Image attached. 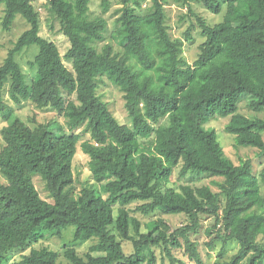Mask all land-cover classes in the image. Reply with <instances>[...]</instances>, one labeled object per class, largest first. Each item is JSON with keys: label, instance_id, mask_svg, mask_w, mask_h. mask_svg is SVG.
<instances>
[{"label": "trees", "instance_id": "obj_1", "mask_svg": "<svg viewBox=\"0 0 264 264\" xmlns=\"http://www.w3.org/2000/svg\"><path fill=\"white\" fill-rule=\"evenodd\" d=\"M32 1L0 0L5 6L3 31H10L17 16L29 26L0 66V115L7 124L1 129L0 174L5 183L0 182V264L27 248L30 251L17 264H154L152 247H160L171 264L170 248L183 247L190 260L201 264L188 236L198 231L203 215L213 217L224 231L210 248L219 240L223 248L230 240L239 246L228 261L214 264H264V196L259 180L251 175V161L235 166L215 133L202 126L215 116L235 115L243 95L249 97V109L264 110V0H177L185 6L202 4L215 15L224 11L222 22L215 25L197 17L204 41L192 65L182 59L183 43L170 38L161 0H152L145 13L138 12L140 0H100L102 14L113 1L121 6L115 20L121 53L110 45L98 50L107 22L90 17L89 0H46L50 16L70 44L63 57L54 43L39 35L40 18ZM30 46L38 50L29 63L35 69L29 86L16 56ZM99 70L114 77L131 127L120 125L96 94ZM7 83L12 103L28 100L39 109L56 111L65 118L67 133L60 128L54 135L49 123L31 128L17 118L3 99ZM79 128L82 131L74 133ZM225 130L237 147L264 153V119L236 114ZM81 134L90 136L80 147L90 158L94 183L76 192L72 162ZM151 138L144 148L140 140ZM176 168L181 179L223 178L216 183L220 193L184 183L170 187ZM35 175L44 182L51 203L39 196ZM259 176L264 182V169ZM134 202L142 203L135 211L143 215L162 211L184 215L188 223L169 233L150 222L141 233L140 222L126 209ZM251 210L260 213L241 217L238 228H232L235 211ZM70 226L72 243L96 239L104 251L81 256L67 245L59 262V253L32 247L61 238ZM113 230L132 244V253L124 252Z\"/></svg>", "mask_w": 264, "mask_h": 264}, {"label": "rangeland", "instance_id": "obj_2", "mask_svg": "<svg viewBox=\"0 0 264 264\" xmlns=\"http://www.w3.org/2000/svg\"><path fill=\"white\" fill-rule=\"evenodd\" d=\"M70 2L71 0H65ZM89 15L91 18L102 17L107 22V29L104 33V40L97 44L98 50H100L105 45L112 46L115 53H121L122 49L118 44L115 33V20L118 17L116 10L121 7L118 2L113 1L111 8L106 14H102L99 3L100 0H89ZM164 8L165 14V25L167 27L168 33L172 40H179L183 43L182 47V59L189 65H192L197 59L199 54V47L203 43L204 38L200 35V30L198 27L197 17L204 20L208 25H215L222 22L224 11L218 15L211 14L202 4L191 2L188 5L178 4L177 0H161ZM141 8L138 10L140 13H145L147 9L151 6L152 0H140ZM32 5L39 14L40 18V32L39 35L54 43L60 55L63 57L68 51L70 44L68 40L62 35L60 31V26L58 22L49 14L46 0H33ZM5 6L0 4V66L3 64L9 50L13 47L19 36L26 31L29 26L26 21L21 17L17 16L10 31L6 32L1 29V22L3 18ZM189 37V39L187 38ZM38 48L36 46H30L25 50L21 51L16 56V61L20 65L22 71L25 74V83L31 85L34 78L35 69H31L29 66L30 61L33 60ZM64 65L70 70V63L63 58ZM98 86L96 89V94L99 96L101 101L108 106V109L112 116L120 125H127L131 127L130 119L127 116V112L124 108V101L122 93L116 83L114 82V77L105 72L104 70H99L98 72ZM8 86L7 83L2 94L3 99L9 107L14 111V115L23 121L26 125L31 128L36 127L37 124H50V129L52 134L58 135L60 128L67 133L66 120L65 118L57 113L56 111L45 108L39 109L30 101H23L20 104H14L11 102L8 96ZM249 97L247 95L241 96L237 104L236 114L245 116L247 118H261L264 119V110L259 112H254L247 107ZM235 115H229L227 117L215 116L212 119L205 120L203 122V128L206 130H212L218 143L222 147L225 157L228 158L235 166H238L244 160L251 161V175L256 177L261 186V191L264 196V182L260 181V173L264 169V153L260 152L256 148L251 147H237L235 143V138L233 135L226 132L225 128L235 122ZM164 120L161 124H164ZM7 124L0 115V149L3 147L4 142L1 136V129ZM82 128L74 131V133H80ZM264 142V132L261 133ZM88 134H81V137L77 144V151L74 156L72 166L74 175V188L76 192L85 185L93 184L91 173L88 167L89 156L84 154L81 150V143L89 139ZM151 140H140L142 146L149 147L151 145ZM224 180L220 177H207L206 175L194 176L188 175L186 178L181 179L178 175V168L174 169L173 175L170 180L169 186L177 189L180 184H189L194 187L208 186L214 193H220V189L216 183H222ZM0 182L5 183V179L0 174ZM33 183L38 191L39 196L51 203L52 200L49 198L47 192L44 189V182L42 179L35 175L33 177ZM224 197L220 195V206H224ZM140 202H134L126 207L130 211V216L137 219L141 224V233L146 232L145 225L150 222H157L161 229L173 232L177 228H180L188 223L186 216L184 215H168L162 211H156L150 215H143L137 211L135 208L141 205ZM118 206H115V214ZM251 210L248 213L242 214L239 211H235L233 214V226L232 228H238L239 220L241 217L250 216L251 214L260 213L259 210ZM221 227V228H220ZM219 230V231H218ZM74 227L70 226L65 231H63L61 238H51L47 240L39 241L38 243L32 245L35 249H40L46 247L59 253V262L64 261L62 257V252L64 247L67 245H72L77 253L84 256L87 252H94L95 254L103 252V248L97 245L98 241L96 239L89 240L86 242L72 243ZM116 239L120 241L122 248L126 254L132 253V244L120 238V236L113 230ZM224 231L221 224L215 223V219L209 216H200V228L196 233L190 234L189 239L194 242L197 246V250L201 259V264H214L217 262L228 261L237 251L238 244L235 241L230 240L223 248L222 242L215 241L212 243L210 248L208 245L211 241L218 235H223ZM130 235L137 238L133 230H130ZM31 247V248H32ZM224 249V250H222ZM30 248H27L25 252L16 251L7 257L5 264H17L22 255L27 254ZM152 251L155 257L154 264H171L169 257L163 252L160 247H152ZM171 256L174 258L173 264H197L196 262L190 260L184 252V248L175 249L170 248Z\"/></svg>", "mask_w": 264, "mask_h": 264}]
</instances>
